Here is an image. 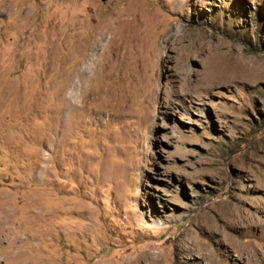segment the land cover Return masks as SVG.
<instances>
[{
	"label": "rangeland",
	"instance_id": "1",
	"mask_svg": "<svg viewBox=\"0 0 264 264\" xmlns=\"http://www.w3.org/2000/svg\"><path fill=\"white\" fill-rule=\"evenodd\" d=\"M0 219V264H264V0H0Z\"/></svg>",
	"mask_w": 264,
	"mask_h": 264
},
{
	"label": "bare ground",
	"instance_id": "2",
	"mask_svg": "<svg viewBox=\"0 0 264 264\" xmlns=\"http://www.w3.org/2000/svg\"><path fill=\"white\" fill-rule=\"evenodd\" d=\"M86 17V16H85ZM87 19H84L82 20V22L80 21H76V22H72L70 24V31H60V34L63 36V38H60L61 39V42H64V44L66 43L67 44V48L68 49H73L77 56H81L83 55L84 53H86V51H89L91 49V35H88L86 33H84V30L87 29V23H86ZM56 23V22H55ZM64 23V22H63ZM62 23V24H63ZM55 26V24H54ZM60 26V25H59ZM66 27V26H65ZM89 27V25H88ZM62 27L60 26V29ZM67 30V29H66ZM100 36H103L102 33L99 34ZM61 36V37H62ZM53 39V38H52ZM51 39V41H52ZM46 40V39H45ZM56 50V49H55ZM74 52V54H75ZM55 53V52H54ZM60 56H62L61 58V61H62V64L64 66V69L62 70L63 71V74L65 72V70L69 67H73V62L69 56H68V53L64 54H59ZM76 59V58H75ZM74 59V60H75ZM77 62V61H75ZM75 66V65H74ZM72 69V68H71ZM70 69V70H71ZM68 71V70H67ZM13 89V88H12ZM10 102V101H9ZM3 221L5 222V220L3 219H0V223H3ZM264 231V230H263ZM256 258V257H255ZM261 263V262H260Z\"/></svg>",
	"mask_w": 264,
	"mask_h": 264
}]
</instances>
